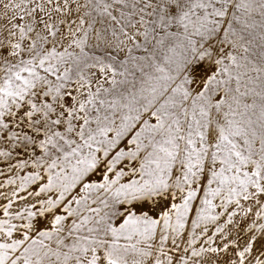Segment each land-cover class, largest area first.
Masks as SVG:
<instances>
[{
    "label": "snow or ice",
    "instance_id": "1",
    "mask_svg": "<svg viewBox=\"0 0 264 264\" xmlns=\"http://www.w3.org/2000/svg\"><path fill=\"white\" fill-rule=\"evenodd\" d=\"M0 264H264V0H0Z\"/></svg>",
    "mask_w": 264,
    "mask_h": 264
}]
</instances>
